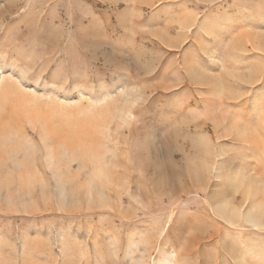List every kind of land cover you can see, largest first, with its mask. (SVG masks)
I'll list each match as a JSON object with an SVG mask.
<instances>
[{
    "label": "rangeland",
    "instance_id": "1",
    "mask_svg": "<svg viewBox=\"0 0 264 264\" xmlns=\"http://www.w3.org/2000/svg\"><path fill=\"white\" fill-rule=\"evenodd\" d=\"M251 3L0 0V264H264Z\"/></svg>",
    "mask_w": 264,
    "mask_h": 264
},
{
    "label": "crops",
    "instance_id": "2",
    "mask_svg": "<svg viewBox=\"0 0 264 264\" xmlns=\"http://www.w3.org/2000/svg\"><path fill=\"white\" fill-rule=\"evenodd\" d=\"M248 2H249V0H246V3H248ZM251 4H252V8L254 7V8H260L261 9V11L258 13L264 14V0H259V3L256 0H252ZM261 28H264V27H261Z\"/></svg>",
    "mask_w": 264,
    "mask_h": 264
}]
</instances>
